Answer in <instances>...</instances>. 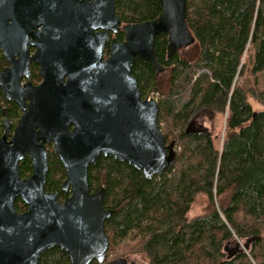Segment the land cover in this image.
<instances>
[{
  "label": "water",
  "instance_id": "95a60500",
  "mask_svg": "<svg viewBox=\"0 0 264 264\" xmlns=\"http://www.w3.org/2000/svg\"><path fill=\"white\" fill-rule=\"evenodd\" d=\"M160 3L158 18L123 25L116 0H0V46L9 64L0 87L24 110L14 134L7 124L0 139V264H40L52 249L68 254L71 264H105V224L114 212L103 206L104 189L91 193V166L112 157L147 180L174 166L176 144L167 145L161 131L159 101L143 99L133 76L137 60L163 71L158 36L168 37L170 51L196 44L186 0ZM110 33L124 34V40L113 39L104 59ZM29 46L36 48L32 57ZM32 62L44 81L21 87ZM47 144L66 170L63 203L46 191ZM27 156L33 173L23 179L19 168ZM18 200L26 213L17 211Z\"/></svg>",
  "mask_w": 264,
  "mask_h": 264
},
{
  "label": "trees",
  "instance_id": "16d2710c",
  "mask_svg": "<svg viewBox=\"0 0 264 264\" xmlns=\"http://www.w3.org/2000/svg\"><path fill=\"white\" fill-rule=\"evenodd\" d=\"M186 5L196 59L170 51L168 37L160 35L155 50L163 71L139 60L133 69L143 99L158 95L161 131L167 145L176 144L174 166L153 180L112 157H101L89 170L91 193L104 189L103 206L114 212L105 224L107 260L136 253L149 264H264V110L254 109V104L264 108V0H186ZM161 12L160 0H116L123 25L154 20ZM117 39L123 41L124 34ZM3 65L0 56V71ZM35 74L39 81L37 69ZM2 102L0 89V135ZM11 109L17 117L16 106ZM47 148L46 191L57 193L62 203L66 170L54 147ZM19 169L23 179L30 178L29 157ZM225 196L229 202L220 206ZM201 198L202 213L189 218ZM16 209L28 211L20 200ZM40 264L71 263L64 251L52 249Z\"/></svg>",
  "mask_w": 264,
  "mask_h": 264
},
{
  "label": "flooded vegetation",
  "instance_id": "af4514ba",
  "mask_svg": "<svg viewBox=\"0 0 264 264\" xmlns=\"http://www.w3.org/2000/svg\"><path fill=\"white\" fill-rule=\"evenodd\" d=\"M119 35L120 34L114 35V34L110 33V42L107 43V45H106V49H105V53H104V59H107L110 56L111 42H112L113 39H117V36H119ZM185 49H182V52ZM29 52H30L31 57L34 56V54L36 53V48H34L33 46H29ZM0 56L4 60V65H3V67H2V69L0 71V75H1L3 73V71L6 68H8V66H9V64L7 62V58L5 56L3 48L1 46H0ZM16 60H19V58L17 57ZM36 69H37V74L40 76V80L39 81L35 80V78H36V74H35ZM43 81H44L43 77H42V75L40 73V66L38 64L32 62V64L30 65V76H29V78H23L22 79L21 87H24L27 83H31L32 86L37 87L40 84H42ZM0 89L2 90L1 87H0ZM2 94H3V90H2ZM3 96H4V102H2V104H1V114H2V126H3V129H2V133L0 135V139L6 134L7 124L10 125V128H11L10 129V135H13L16 127L18 126L19 122L22 120V118L24 116V110H23V108L21 106H19L15 102H9L6 99V96L4 94H3ZM29 103H30L29 101H26L25 102V107H27V105H29ZM12 105H15L17 110H18V112H19V115H17V117L15 115L14 116L12 115V112H11ZM8 140H10V138ZM48 145H52V144H47L46 148H47ZM47 150L49 152L48 148H47ZM65 199H66V194H65L64 200ZM58 200H59V198H58ZM134 256L136 257L135 259L134 258H123L122 259L123 264H149L145 259H143L141 254H135ZM110 261L111 260H108L106 263H110Z\"/></svg>",
  "mask_w": 264,
  "mask_h": 264
},
{
  "label": "rangeland",
  "instance_id": "374dc122",
  "mask_svg": "<svg viewBox=\"0 0 264 264\" xmlns=\"http://www.w3.org/2000/svg\"><path fill=\"white\" fill-rule=\"evenodd\" d=\"M198 53H199L198 47L195 44H193V45L188 46L182 52V55L185 58L189 59V60H195L196 57H197V55H198ZM249 56H250V54L247 55V58ZM168 80H169V77L167 75L162 79L165 87H168ZM254 109H255V112H259V111H263L264 110L263 107H261V106H259L257 104H254ZM220 123L223 124V126H222V130H221V132L219 134V138L217 140V145L219 146V148H221L222 143L224 142V135H225V131H226L225 130V127H226V125H225V123H226V117L224 119H222L220 121ZM217 134H218V132H217ZM229 198H230V196H225L220 201V206L227 205L228 202H229ZM203 205H204V199L201 198L200 200H198V202L196 204H194L193 209H192V211L189 214V218H193V217H195L197 215H200L202 213ZM135 254H132V255L130 254L129 256H127L125 258H134L135 259L136 258L134 256ZM142 257H143V259H145L148 262V260L143 255H142Z\"/></svg>",
  "mask_w": 264,
  "mask_h": 264
},
{
  "label": "built area",
  "instance_id": "2783aa9c",
  "mask_svg": "<svg viewBox=\"0 0 264 264\" xmlns=\"http://www.w3.org/2000/svg\"><path fill=\"white\" fill-rule=\"evenodd\" d=\"M150 97L152 98V99H158V95L156 94V93H152L151 95H150Z\"/></svg>",
  "mask_w": 264,
  "mask_h": 264
}]
</instances>
